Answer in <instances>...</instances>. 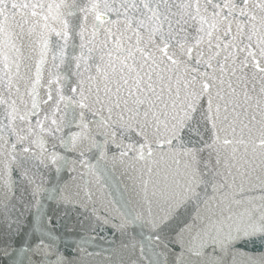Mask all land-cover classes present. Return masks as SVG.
<instances>
[{
  "label": "snow or ice",
  "instance_id": "6c2138e0",
  "mask_svg": "<svg viewBox=\"0 0 264 264\" xmlns=\"http://www.w3.org/2000/svg\"><path fill=\"white\" fill-rule=\"evenodd\" d=\"M0 264H264V0H0Z\"/></svg>",
  "mask_w": 264,
  "mask_h": 264
}]
</instances>
